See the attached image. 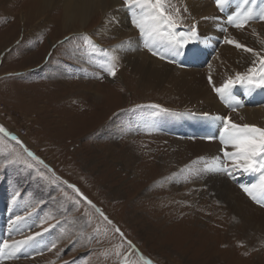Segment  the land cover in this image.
I'll return each mask as SVG.
<instances>
[{"label":"rangeland","instance_id":"374dc122","mask_svg":"<svg viewBox=\"0 0 264 264\" xmlns=\"http://www.w3.org/2000/svg\"><path fill=\"white\" fill-rule=\"evenodd\" d=\"M25 1L20 0L13 12L18 13ZM162 4L165 14L178 16L173 2L162 0ZM259 4L264 9V0ZM5 17H0V39L7 33L15 34L16 39L13 37L6 48L0 47V261L245 264L249 259V264H255L248 254L241 259L236 256L234 249L243 250L249 245L244 239L238 248L236 238L229 244L221 243V234L226 230L221 222L224 213H228L230 222L237 220L232 210L220 211L222 204L210 206L208 196H194L188 206L196 209L188 215L187 208L182 209L187 218L169 219L168 208L156 201L168 193L162 189L165 184L191 185L210 168L202 162L203 157H196L199 163L190 170H176L169 177L164 176L166 169L162 171L174 166L172 150L183 140L221 139L217 123H211L205 134L201 112L218 101L211 84L215 77L213 65L221 60L225 45L236 48L242 44L237 49L246 48L240 38L222 32L212 43H205L189 36L181 54L175 55L174 42L167 33L176 34L179 40V33L191 28L178 18L173 29L162 21L167 47L163 50L158 46L148 53L171 64L172 69L160 84H148L136 76L128 60H123V53L116 49V36L108 34L100 41L94 40V24L87 27V32L57 35L59 26L52 23L31 31L19 20ZM263 33L259 35L264 38ZM143 43L137 47L144 48ZM197 45L201 46L199 53L194 48ZM132 52L137 58L141 55ZM261 59L252 73L257 81L264 75ZM223 62L233 81L238 73L245 75L230 61ZM109 68L115 69V75ZM189 69L195 70L200 87L206 89L204 94L197 89L191 100L181 93L180 79L184 75L181 70ZM244 83L236 81L231 86L241 91ZM258 89L264 92V86ZM53 172L59 177L55 183ZM250 176V184L258 183L259 173ZM249 178L240 179L246 182ZM68 185H75L83 196ZM205 192H209L207 188ZM215 207L220 215L217 218L212 217ZM262 241L254 243L258 248L253 250L255 261L264 251Z\"/></svg>","mask_w":264,"mask_h":264},{"label":"bare ground","instance_id":"6f19581e","mask_svg":"<svg viewBox=\"0 0 264 264\" xmlns=\"http://www.w3.org/2000/svg\"><path fill=\"white\" fill-rule=\"evenodd\" d=\"M19 1L20 0H0V17L5 15L7 16L5 19L15 18V20H19L18 22L23 25V28H27V30L30 29L31 31L34 27L40 28L44 27V25L47 26L52 23L55 26H59V30L55 32L57 35L65 32H67V34L75 31L87 32V27L94 24L93 28L96 32L92 36L94 40L100 41L101 38L107 37L108 34L116 36L117 51L119 50V52L123 53V60L126 59L129 63H131L136 76L140 80L148 82V84H158L163 78L169 75L172 69L171 64L157 60L155 55H150L148 53V51L153 48L160 47L164 50L167 47L168 39L163 31L162 21L159 26L152 25L149 27L148 31L142 35L140 30L132 23L133 14L132 11L125 5V0H26L25 5H22L23 7L18 9V13H15L12 9H15L14 7ZM170 1L175 4V11L176 9H179L178 16L175 18H178L181 22L188 23L190 28H196L197 35L195 40L200 39L201 41L204 40L203 42L205 43H212L215 41L214 39H217V37L221 35L222 32H225L227 37L236 36L247 46L246 48L237 49V47L234 48L232 45H225L222 48L220 54L221 60H217V62L213 65L215 70V77L211 82L213 87L216 89L223 88L225 82L230 79L228 70L224 68L225 63L223 60L230 61L236 71L243 72L246 76L252 77V73L256 69V64L264 56V38L260 36L262 30H264V20L259 19L258 13L262 9H260L259 0H257V5L254 4L255 0L248 4H244V0H229L228 3L223 5V7L218 6L216 0ZM255 6H257V8ZM249 9L252 10V18L245 22V13ZM135 11L137 16H139L141 9L137 7ZM145 11H151L150 7L145 8ZM229 16L234 17L233 23L228 22ZM38 19L39 22L37 21ZM51 19H53L52 22H49ZM36 21L37 23L34 24ZM236 23H243L244 26L236 27ZM157 32L160 34L157 35ZM14 36L15 34L11 33L5 34L2 39H0V47H3L2 49H4L9 46L12 43L9 41L13 39ZM15 37L14 39H16ZM124 39L126 42L123 44ZM140 39H142V41H140ZM141 42L148 43H143L144 45L142 46L144 48H141L140 46L138 48L137 45ZM196 47L197 53L201 52V46L197 45L194 48ZM245 49H252V51L249 52ZM132 51L140 53V57L137 58V54L136 56H132ZM161 52L162 51H160V53ZM250 69L253 71L250 72ZM181 71L184 73V75L180 78L182 82L181 85L183 87L181 93L188 96V99L191 100L196 96H194V93L197 89L199 91L201 90L202 93L206 90L204 87L203 89L200 87L201 84L199 83L197 73L194 69ZM258 88L259 86H252L246 82L242 85V92L233 86H230V88L226 90L223 95L217 92L218 101L213 102L210 106H206L207 109H204L203 112H201V114H203V126H205L206 131L210 127L211 123H217L215 124L217 127V134L218 136L222 135L224 123L226 122V118L224 117H227L231 123H235L240 126L245 124L255 126L257 128L264 126V92ZM226 107L233 111L229 112ZM222 113L226 115L228 114V116L223 117L220 115ZM231 118L233 119V122L231 121ZM205 128L203 131H205ZM206 131L205 134L209 133V131ZM201 134L202 133L200 131L199 136H202ZM233 151L234 148L231 144H225L222 139L219 140L218 137L214 139H202L201 137H196L183 140L172 150V160L174 166L171 168H164L163 170L161 169L162 171L166 169V174H164V176H172L171 173H174L176 170L179 172L186 168H189L190 170L193 164L198 165L199 163L196 160V157H203L202 162L205 161L206 166L210 168L228 165L232 175H228V173L224 171L208 170L202 176H198L195 183L185 187H180L183 185L176 187L172 185L167 186V184H165L162 189L167 190L168 193L165 195V198L157 197L156 201L157 204L158 202L163 203L165 204L166 209L168 208L170 211L169 219L183 217L184 213L182 209L184 208H187V211L185 212H188L185 215L194 211L196 208L194 209L188 206V202L190 199H193L194 196H208V200H205H207L206 202H209L210 206L213 204H215V206H220L219 204H222V207H219L221 208L219 210L224 211L223 208H225V210H232L237 220L234 223L230 222L228 213H224V218L221 222L224 223V229L226 230H223L222 234L220 233L223 240H221L222 242L220 240L219 241L221 243L227 242L226 244H229L231 239L236 238L235 243L236 248H238L240 245L244 244L241 242L242 239H244L249 245H247V248L244 247L243 250L234 249L237 253L236 256H239L241 259L243 258V254H248L252 256L250 261L252 260L255 264H264V251H260L261 253L258 254L257 261L254 260L255 257L253 256V252L258 249L256 245H254V239H259L255 244L262 240L264 243V196H261L258 190L256 191L257 198L260 200L258 203L257 200L247 196L246 192L241 188V184L249 187L251 186L250 183L253 182L252 176H250L251 174L244 173L240 169L231 168L233 162L232 158L225 156V152L231 153ZM235 175L238 176L235 177ZM241 177L250 178L248 181L243 182L240 179ZM205 188L208 189V193L205 192ZM205 193H207V195H205ZM219 210L217 207L212 209V217L217 218L220 216ZM185 218L187 217H183V220ZM244 263L249 264V259L245 260ZM0 264L15 263H9V261L3 259L0 261Z\"/></svg>","mask_w":264,"mask_h":264},{"label":"snow or ice","instance_id":"6c2138e0","mask_svg":"<svg viewBox=\"0 0 264 264\" xmlns=\"http://www.w3.org/2000/svg\"><path fill=\"white\" fill-rule=\"evenodd\" d=\"M229 0H216L218 6L223 7ZM253 0H244V4L252 3ZM125 5L132 11L133 19L132 23L138 28L141 34H145L148 31L149 27L152 25L159 26L161 21L163 24L167 26L169 29H173L176 27V20L172 14H165L162 0H125ZM139 7L141 9V13L137 16L136 8ZM150 7L151 11H145V8ZM179 12V9H176V13ZM252 18V10L249 9L245 13V22L248 19ZM259 19L264 20V9H262L259 13ZM228 22L233 23L234 17L229 16ZM236 27H243V23H236ZM160 33L157 32V35ZM170 39L174 42L173 47L175 48V55L181 54V49L184 45H187L189 40L188 37L196 38V30L195 27L191 28L188 32L179 33V40L176 39V34L167 33ZM67 39V38H66ZM85 43L88 42V38L84 36ZM228 43H233V41L229 40ZM237 47H243V45H236ZM246 51L251 52L252 49H245ZM262 65H264V58L261 59ZM110 74L115 75V69L109 68ZM253 71L252 69L249 70ZM264 71V69H262ZM236 81L239 82H247V84L252 86H264V75L261 76L259 81L253 79L250 76H241L239 73L236 76ZM231 78L225 82L223 88H217L216 91L223 93L230 88V86L235 83ZM2 130V128H0ZM15 139V137H13ZM208 139H212V137H208ZM221 139L225 144H231L234 148V151L231 153L225 152V156L232 158L231 168L240 169L244 173L254 174L259 173V181L258 183H253L251 186H245L241 184V188L254 200H257L259 203L260 200L257 198L256 191L258 190L261 196H264V129L257 128L255 126H249L247 124L240 126L235 123H231L227 121L224 123V127L222 130ZM29 156H33L31 152L28 153ZM35 159H39L34 157ZM42 164L43 161H40ZM48 168L47 165H45ZM50 172H52L51 168H48ZM206 170L210 171H224L227 172L228 175H232V172L229 170L228 165H222L221 167L209 168ZM53 176L55 177V173L53 172ZM56 180H59V177H55L53 181L55 183ZM65 184L67 182H64ZM77 195L83 196L80 193V190L76 188L75 185H68ZM87 201L88 204H91V201H88L86 197H83ZM93 207H95L93 205ZM99 211V209H97ZM110 223V222H109ZM119 231V229H117ZM19 243H24L23 241ZM4 246H7V242H5ZM3 249L0 248V252ZM151 264V262H149Z\"/></svg>","mask_w":264,"mask_h":264}]
</instances>
